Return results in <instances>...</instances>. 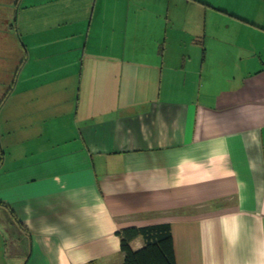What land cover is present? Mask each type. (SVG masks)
I'll use <instances>...</instances> for the list:
<instances>
[{
	"label": "crops",
	"instance_id": "1",
	"mask_svg": "<svg viewBox=\"0 0 264 264\" xmlns=\"http://www.w3.org/2000/svg\"><path fill=\"white\" fill-rule=\"evenodd\" d=\"M4 6L0 51H23L22 71L40 52L35 93L62 91L30 112L47 139L0 163L8 262L122 264L117 230L168 223L176 264H264V0ZM191 13L206 38L187 35ZM231 24L243 44L221 38Z\"/></svg>",
	"mask_w": 264,
	"mask_h": 264
},
{
	"label": "rangeland",
	"instance_id": "2",
	"mask_svg": "<svg viewBox=\"0 0 264 264\" xmlns=\"http://www.w3.org/2000/svg\"><path fill=\"white\" fill-rule=\"evenodd\" d=\"M233 0H230L232 3ZM8 6L0 7V9H4L0 15L5 16L6 12L8 11ZM199 11L202 12V8L199 6ZM209 23V16H206V29L209 31L208 28ZM220 26L222 24L217 22ZM236 23V22H235ZM174 24V23H173ZM176 28L181 29L177 24ZM187 35H193L195 40L204 39L207 36L205 35V18L202 14L194 15L191 13V17L189 16L186 25L184 26ZM237 29V27H235ZM190 29V32L187 30ZM232 24L229 27V31L226 34H223V31L220 35L224 36L221 37L223 39H235L238 41L237 43H244V39L247 36V32L245 29L237 31L236 34H233L232 31ZM213 28L210 32H213ZM216 32V31H215ZM217 33V32H216ZM199 44V43H198ZM199 48V47H196ZM201 48V47H200ZM79 49V48H78ZM11 53H15V48L9 49ZM38 51V50H37ZM76 53L71 54L73 57H79L78 64L80 65L82 61V53L83 51H77ZM7 51L3 54L0 51V98L3 99L9 90L12 88L9 95L5 98V100H0V163L3 160V157H10L11 155H15L17 157H21L24 153L30 152L35 150L37 145H39V141H45L47 137L50 135L49 131L44 132L41 134V122L46 120V113L41 112L42 116H36L33 112L34 108L33 105H39V103L44 104L42 109L43 110H51L50 104H45V101L50 103L51 97H41L43 96H52L55 93H62L61 89H57L56 91L49 92V88L53 86L51 82H49V88L44 87L42 90L41 88H37V93H35L36 83L39 79L41 80H49V78L44 77L43 74L35 75V60L36 57H42L40 52L35 54V49L29 51V65L25 68V71L20 70L18 65L20 64V58L23 57V51L19 58V60L12 58H8ZM10 53V54H11ZM6 54V55H5ZM44 60V58H43ZM53 60V59H52ZM62 60H69L72 61L69 56H62ZM9 61V62H8ZM51 58L49 59V62ZM68 69H64L63 72L66 73ZM17 74V75H16ZM17 76V78H16ZM16 79V80H15ZM38 85V84H37ZM47 92V93H46ZM66 94V93H65ZM33 95V96H31ZM50 115V114H47ZM34 129V130H33ZM38 131V133H37ZM33 137H39L33 138ZM30 138H33V142ZM2 158V159H1ZM0 197L2 195L0 194ZM9 218V213L5 207L0 206V264H18L17 261L8 260L6 256H2V248H3V236L8 237L9 228L7 227V222ZM23 239V238H22ZM25 241L21 240V244ZM8 257V256H7ZM9 258V257H8Z\"/></svg>",
	"mask_w": 264,
	"mask_h": 264
},
{
	"label": "trees",
	"instance_id": "3",
	"mask_svg": "<svg viewBox=\"0 0 264 264\" xmlns=\"http://www.w3.org/2000/svg\"><path fill=\"white\" fill-rule=\"evenodd\" d=\"M115 234L119 238V247L123 254L122 264H176L168 223L128 226L117 230ZM136 237L143 239V245L134 250L130 241ZM88 264H94V261Z\"/></svg>",
	"mask_w": 264,
	"mask_h": 264
}]
</instances>
